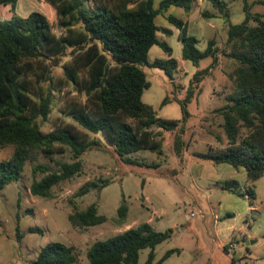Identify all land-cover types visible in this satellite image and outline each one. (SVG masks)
Instances as JSON below:
<instances>
[{
    "label": "trees",
    "instance_id": "16d2710c",
    "mask_svg": "<svg viewBox=\"0 0 264 264\" xmlns=\"http://www.w3.org/2000/svg\"><path fill=\"white\" fill-rule=\"evenodd\" d=\"M56 12L59 36L50 30L47 18L31 12L22 18L15 14L17 0H0V6L8 7L11 16L0 20V150L12 148L9 158L0 161V188L17 181L26 162L32 161L39 152L45 157L70 152L72 162L58 164V171L36 165L32 174H42L33 180L29 193L34 197L49 198L51 189L68 181L82 171L80 157L91 147H100L101 142L90 141L88 134L100 133L113 147L114 155L132 164L129 154L148 149L161 154L158 139L160 130H174L177 122L160 120L150 105L141 100L149 87L142 67L157 68L169 79L177 69L171 57L172 50L157 38L160 31H170L155 24L156 16L168 8L183 9L188 13L193 0H44ZM225 21V3L208 0ZM244 21L229 25L225 45L229 50L221 53L235 63L233 92L227 103L215 113H220L227 146L223 150H209L198 154L200 159L215 164L226 163L245 170L249 182L258 179L264 172V19L249 12L247 0H242ZM264 4V1H260ZM214 17V16H208ZM167 23L178 30L181 57L196 68L203 59H211V67L197 69L192 84L201 81L217 62L219 54L215 42H207L200 51L195 37L188 35L186 23L175 16L166 17ZM255 23L254 26L250 22ZM158 46L165 59L148 61V51ZM70 51V60L62 64V83L72 85L83 94L85 102H70L62 110L76 123L57 126L48 133L40 130L38 119L44 121L50 110L51 97L43 88L50 83L51 67L58 66L60 58ZM222 51V50H221ZM190 94V93H189ZM164 98L161 104H166ZM186 117L185 105H181ZM245 131L241 134V131ZM182 144L179 136L174 139L176 154L180 155ZM105 186V185H104ZM95 182L82 185L78 197L91 190L104 187ZM238 183L225 182L222 189L234 191ZM249 203L255 199L251 187L246 190ZM127 208H117V216L123 219ZM74 227H92L106 221L98 215L95 205L68 216ZM172 229L154 231L148 223L129 228L119 234L94 242L87 250L89 264H138L139 253L149 249L143 264H152L154 248L168 239ZM21 237L16 226V238ZM226 250V248L224 247ZM172 251L166 252L155 264H161ZM75 255L71 247L50 242L42 246L36 258L29 264H73ZM232 264L234 260H231Z\"/></svg>",
    "mask_w": 264,
    "mask_h": 264
},
{
    "label": "rangeland",
    "instance_id": "374dc122",
    "mask_svg": "<svg viewBox=\"0 0 264 264\" xmlns=\"http://www.w3.org/2000/svg\"><path fill=\"white\" fill-rule=\"evenodd\" d=\"M159 1L155 0V8ZM194 1L187 14L183 9L170 7L155 18L158 27L170 30L169 35H162L160 31L156 36L171 48V57L177 62L172 78L157 68L142 67L149 83L142 93V102L150 105L160 120L177 122L174 130L153 128V132L160 131V155L143 149L129 154L126 158L132 164L126 163L125 159L122 161L114 155L113 147L100 133H88L63 115L66 104L73 101L83 104L85 97L72 85L61 82V66L70 60L69 50L60 58L58 66L51 67L52 81L42 84L51 97L50 110L44 121L38 119L40 130L48 133L57 126L72 124L86 132L90 141L101 142L100 147H91L84 153L80 157L81 173L54 186L49 198L30 195V184L42 176L39 172L33 175L32 167L43 165L56 172L58 164L72 162L68 149L49 157L37 152L32 161L25 163L17 181L0 188V264H29L40 248L50 242L71 247L75 255L73 264H89L86 252L94 242L142 223H148L156 232L172 229L171 236L155 246L152 264L169 251L172 253L161 264H232V259L233 264H264V172L249 182L241 167L215 164L197 157L227 146L222 117L215 111L227 103V96L234 90L236 65L220 52L229 50L225 45L228 26L244 21L243 2L222 0L228 14L225 21L208 0ZM260 1L264 0H247V3L252 15L264 19V4ZM30 12L43 14L51 32L60 35L57 14L46 1L17 0V16L24 18ZM169 15L187 24L188 35L196 38L198 50L203 51L209 40H214L219 50L217 62L197 84L191 83L193 74L198 68L211 67V59L201 60L198 68L182 59L178 30L166 21ZM10 16L9 8L0 6V20ZM250 25L255 23L251 21ZM147 58L151 62L165 59L166 55L154 45ZM164 98L167 103L161 104ZM176 136L183 145L180 155L174 148ZM11 152V147L1 149L0 161L9 158ZM230 180L238 183L237 189H222ZM87 182L105 186L78 197L80 187ZM248 187L255 195L251 204L246 195ZM90 205H95L98 215L104 216L106 221L92 227H74L68 216ZM121 205L127 208L123 219L117 216ZM16 226L21 235L18 240ZM229 244L235 247L229 248ZM148 253L149 249L140 251L138 264L145 262Z\"/></svg>",
    "mask_w": 264,
    "mask_h": 264
},
{
    "label": "crops",
    "instance_id": "0c3cea01",
    "mask_svg": "<svg viewBox=\"0 0 264 264\" xmlns=\"http://www.w3.org/2000/svg\"><path fill=\"white\" fill-rule=\"evenodd\" d=\"M194 2H195V1L193 0V1H192V5H193ZM190 11H191V10H190ZM190 11H189V12H190ZM189 12H188V13H189ZM30 13H31V12H30ZM186 14H187V13H186ZM180 19H181V18H180ZM159 28H160V27H159ZM163 28H164V27H163ZM164 29L169 30L168 28H164ZM169 31H170V30H169ZM187 33H188V31H187ZM163 34H164V33H162V35H163ZM164 35H165V34H164ZM177 35H178V34H177ZM159 40H160V39H159ZM161 41H164V40L161 39ZM209 41H210V40H209ZM213 41H214V40H213ZM164 42H165V41H164ZM177 68H178V66H177Z\"/></svg>",
    "mask_w": 264,
    "mask_h": 264
},
{
    "label": "built area",
    "instance_id": "2783aa9c",
    "mask_svg": "<svg viewBox=\"0 0 264 264\" xmlns=\"http://www.w3.org/2000/svg\"><path fill=\"white\" fill-rule=\"evenodd\" d=\"M190 216H192V213L190 214ZM234 247H235V246H234ZM234 247H232V245L229 244V248H234Z\"/></svg>",
    "mask_w": 264,
    "mask_h": 264
},
{
    "label": "water",
    "instance_id": "95a60500",
    "mask_svg": "<svg viewBox=\"0 0 264 264\" xmlns=\"http://www.w3.org/2000/svg\"><path fill=\"white\" fill-rule=\"evenodd\" d=\"M250 243H252V242H250ZM246 244H248V243L246 242Z\"/></svg>",
    "mask_w": 264,
    "mask_h": 264
}]
</instances>
